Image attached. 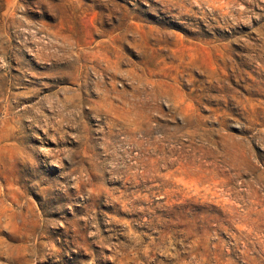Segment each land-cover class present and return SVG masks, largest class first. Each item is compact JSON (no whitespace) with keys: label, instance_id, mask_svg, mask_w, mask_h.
<instances>
[{"label":"rangeland","instance_id":"rangeland-1","mask_svg":"<svg viewBox=\"0 0 264 264\" xmlns=\"http://www.w3.org/2000/svg\"><path fill=\"white\" fill-rule=\"evenodd\" d=\"M0 264H264V0H0Z\"/></svg>","mask_w":264,"mask_h":264}]
</instances>
